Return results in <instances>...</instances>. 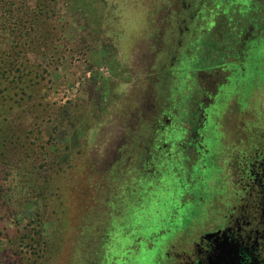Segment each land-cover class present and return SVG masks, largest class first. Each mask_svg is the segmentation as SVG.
I'll return each mask as SVG.
<instances>
[{"label":"rangeland","instance_id":"obj_1","mask_svg":"<svg viewBox=\"0 0 264 264\" xmlns=\"http://www.w3.org/2000/svg\"><path fill=\"white\" fill-rule=\"evenodd\" d=\"M35 1L59 21L50 46L0 30V139L10 115L20 135L0 161V264H185L234 206L190 203L223 190V154L226 187L245 186L264 144V0Z\"/></svg>","mask_w":264,"mask_h":264},{"label":"flooded vegetation","instance_id":"obj_2","mask_svg":"<svg viewBox=\"0 0 264 264\" xmlns=\"http://www.w3.org/2000/svg\"><path fill=\"white\" fill-rule=\"evenodd\" d=\"M239 96L238 104L245 106L246 101ZM211 102L208 101L204 106L207 114V108L210 110ZM257 112H260L256 110ZM209 120V118H208ZM196 152L197 143L193 142ZM264 144L262 147H255L251 159L244 161L241 172L246 181L245 186L237 189L236 187L230 192V186L226 187V170L225 160L227 154L221 156V165L219 170L222 172V179L217 183L222 186L221 192L208 193L205 189L200 190V198L197 196L195 201L190 205H234L232 211L227 214L222 213L219 208L221 217L219 225L214 229H208L192 239V255L186 258L185 264H264ZM224 148V147H223ZM226 151V150H225ZM216 152V150H215ZM215 153L214 155H216ZM214 155H209L214 157ZM253 158V159H252ZM202 154L199 153L191 160V166H205ZM193 170V169H192ZM194 171V170H193ZM214 180V179H213ZM213 188V186H212ZM193 192V190H192ZM197 192V191H195ZM205 194V195H204ZM202 197V200H201ZM207 197L210 199L207 201ZM220 197V199H219ZM206 199V200H203ZM219 199V200H218ZM174 205H181L174 204ZM185 205V203H183ZM235 205H256L253 209V216L236 215L233 216ZM197 210V208H196ZM197 212V211H196ZM201 215L200 213L197 216ZM202 217V216H201ZM206 216L205 218H207ZM248 218V219H247ZM225 222V223H223ZM217 234H212L216 233ZM163 264H169L166 257Z\"/></svg>","mask_w":264,"mask_h":264},{"label":"trees","instance_id":"obj_3","mask_svg":"<svg viewBox=\"0 0 264 264\" xmlns=\"http://www.w3.org/2000/svg\"><path fill=\"white\" fill-rule=\"evenodd\" d=\"M71 1H73L75 4L74 0ZM49 10L50 9L45 8V4H41V2L38 3L35 0H0V30L3 28L8 29L10 34L14 36V44L19 45V42H21L20 46L23 47H19L20 49L25 48L26 50L31 51L38 45H44L45 48H47V46H50V43L52 42V38H49V35L53 34V31L49 32V30H54L53 28L55 25L59 23L58 20H53L52 17L49 20H47L48 17L42 19L43 21L40 19L41 13L49 12ZM8 49V44L6 45V43L0 42V56L3 55L4 57H7ZM16 53H18V51H16ZM9 62V66L17 65V61L11 60ZM0 74V78H3L4 70H0ZM4 101L5 98L0 97V108L5 106ZM16 124L17 122L14 121L13 115L3 119L2 129H4V137L0 139V161H3V163H8L9 166H12V168H14L15 164L18 162L14 156L11 158L9 156V151L13 147L17 146L18 140L20 139L18 131L16 132ZM8 131L10 134L6 135ZM29 166L31 167V170H33L34 167L31 165ZM30 172L18 170L14 177L18 178L22 175L26 176L20 178L19 181L16 179L13 188L19 186H23V188L27 189L32 188L34 183L31 179L32 177H29L33 176ZM16 190L20 191L18 189ZM15 194L16 193H14V195ZM14 195L8 196V200L10 201L13 199V197H15ZM12 243L14 245L13 241ZM32 260V256L28 257L26 259V262L28 263L24 264H33Z\"/></svg>","mask_w":264,"mask_h":264},{"label":"water","instance_id":"obj_4","mask_svg":"<svg viewBox=\"0 0 264 264\" xmlns=\"http://www.w3.org/2000/svg\"><path fill=\"white\" fill-rule=\"evenodd\" d=\"M212 234H214V235H215V234H217V232H216V233H212Z\"/></svg>","mask_w":264,"mask_h":264}]
</instances>
